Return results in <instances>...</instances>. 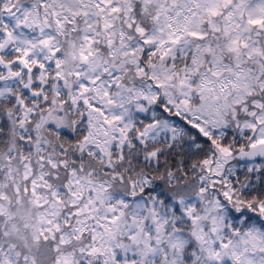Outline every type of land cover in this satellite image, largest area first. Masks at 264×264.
Returning <instances> with one entry per match:
<instances>
[{
    "label": "snow or ice",
    "instance_id": "snow-or-ice-1",
    "mask_svg": "<svg viewBox=\"0 0 264 264\" xmlns=\"http://www.w3.org/2000/svg\"><path fill=\"white\" fill-rule=\"evenodd\" d=\"M0 264H264V0H0Z\"/></svg>",
    "mask_w": 264,
    "mask_h": 264
}]
</instances>
